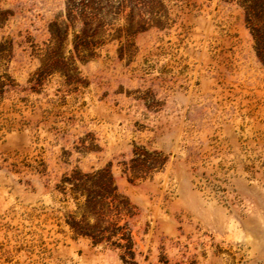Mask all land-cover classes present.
<instances>
[{
  "label": "rangeland",
  "instance_id": "374dc122",
  "mask_svg": "<svg viewBox=\"0 0 264 264\" xmlns=\"http://www.w3.org/2000/svg\"><path fill=\"white\" fill-rule=\"evenodd\" d=\"M0 0V264H264V0Z\"/></svg>",
  "mask_w": 264,
  "mask_h": 264
},
{
  "label": "trees",
  "instance_id": "16d2710c",
  "mask_svg": "<svg viewBox=\"0 0 264 264\" xmlns=\"http://www.w3.org/2000/svg\"><path fill=\"white\" fill-rule=\"evenodd\" d=\"M255 5H261L262 6L263 4H261L260 2H258V0H256Z\"/></svg>",
  "mask_w": 264,
  "mask_h": 264
}]
</instances>
